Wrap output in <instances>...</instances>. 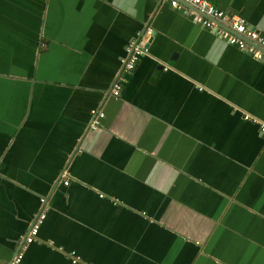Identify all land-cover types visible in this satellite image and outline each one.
Segmentation results:
<instances>
[{"label": "crops", "instance_id": "obj_1", "mask_svg": "<svg viewBox=\"0 0 264 264\" xmlns=\"http://www.w3.org/2000/svg\"><path fill=\"white\" fill-rule=\"evenodd\" d=\"M209 1L264 35V0ZM195 13L0 0V264H264V61Z\"/></svg>", "mask_w": 264, "mask_h": 264}, {"label": "built area", "instance_id": "obj_2", "mask_svg": "<svg viewBox=\"0 0 264 264\" xmlns=\"http://www.w3.org/2000/svg\"><path fill=\"white\" fill-rule=\"evenodd\" d=\"M191 3L199 13H195L194 20L202 23L208 28H215L217 34L226 39L228 42L238 45L240 48L247 50L258 60L264 61V35L257 29L252 28L247 25L245 20L236 14H228L226 11L216 7L209 0H170V4L174 7H179L180 2ZM222 26V27H221ZM141 37L137 39H132L127 46L128 56L123 58V70L131 71L137 65V62L141 55L147 52V47L140 40ZM121 82L119 80L115 81L112 88V92L115 96H118L121 91ZM93 128L99 127L101 119L105 116L102 109L93 108L91 110ZM245 119L258 122L261 131L264 133V122L260 121L256 117L250 114L244 115ZM64 183H69V176H66ZM45 217L44 213L39 214L36 220L30 227L28 235L24 239V243H31L36 238L40 224ZM22 251L18 252L13 259L11 264H18L22 258ZM79 258H75V261Z\"/></svg>", "mask_w": 264, "mask_h": 264}]
</instances>
